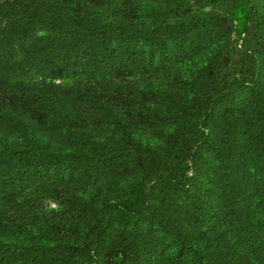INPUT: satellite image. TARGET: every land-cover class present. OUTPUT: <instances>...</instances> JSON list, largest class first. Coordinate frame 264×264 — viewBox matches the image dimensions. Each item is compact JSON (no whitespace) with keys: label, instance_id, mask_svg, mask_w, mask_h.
Segmentation results:
<instances>
[{"label":"trees","instance_id":"trees-1","mask_svg":"<svg viewBox=\"0 0 264 264\" xmlns=\"http://www.w3.org/2000/svg\"><path fill=\"white\" fill-rule=\"evenodd\" d=\"M0 264H264V0H0Z\"/></svg>","mask_w":264,"mask_h":264}]
</instances>
